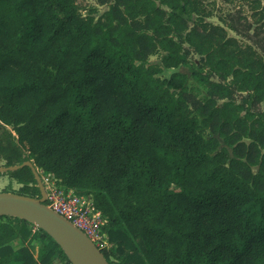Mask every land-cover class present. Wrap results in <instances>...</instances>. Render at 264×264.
Here are the masks:
<instances>
[{
  "label": "trees",
  "instance_id": "1",
  "mask_svg": "<svg viewBox=\"0 0 264 264\" xmlns=\"http://www.w3.org/2000/svg\"><path fill=\"white\" fill-rule=\"evenodd\" d=\"M96 1L102 13L0 0L4 167L32 161L92 197L110 264H264V4L244 0L251 14L220 25L205 0ZM193 56L204 98L185 73L159 76ZM4 173L12 193L41 197L30 167ZM34 228L37 257L16 251ZM0 264L72 263L44 230L1 216Z\"/></svg>",
  "mask_w": 264,
  "mask_h": 264
},
{
  "label": "water",
  "instance_id": "2",
  "mask_svg": "<svg viewBox=\"0 0 264 264\" xmlns=\"http://www.w3.org/2000/svg\"><path fill=\"white\" fill-rule=\"evenodd\" d=\"M28 166L38 183L41 197L31 198L15 193L0 192V217L11 216L26 220L47 232L63 249L72 264H110L84 232L61 215L44 205L45 191L35 165L28 161L20 166L0 167V172Z\"/></svg>",
  "mask_w": 264,
  "mask_h": 264
},
{
  "label": "built area",
  "instance_id": "3",
  "mask_svg": "<svg viewBox=\"0 0 264 264\" xmlns=\"http://www.w3.org/2000/svg\"><path fill=\"white\" fill-rule=\"evenodd\" d=\"M36 170L45 191L44 205L84 232L99 250H109L111 243L106 230L109 219L96 208L93 198L78 195L42 168L36 167Z\"/></svg>",
  "mask_w": 264,
  "mask_h": 264
},
{
  "label": "rangeland",
  "instance_id": "4",
  "mask_svg": "<svg viewBox=\"0 0 264 264\" xmlns=\"http://www.w3.org/2000/svg\"><path fill=\"white\" fill-rule=\"evenodd\" d=\"M264 4V0H261ZM77 3L80 5V7L83 9V12H87L91 8H96L99 13H102L106 7H102L98 5L96 0H77ZM205 3L207 4L208 8H210L213 12V16L210 17V21L214 22L215 24L224 25L220 20L219 16L224 15L225 13L229 12L230 10H233L239 6L243 7V9L246 11L248 15H250V11L244 2V0H205ZM228 32L231 36L237 35L228 29ZM158 59V56H152L150 58L151 61H156ZM198 62V57L193 56L191 57L189 63L183 64L180 67L176 69H166L161 74H159L162 78H169L172 73L174 72H182L187 75V86L190 90L195 92L199 95V97L204 98L207 96V90L204 86H202L193 76H192V64ZM264 109V104H263ZM7 130H11L10 127L3 126L0 128V137L5 135ZM219 149L225 146L223 140L219 138ZM32 162V161H31ZM33 163V162H32ZM5 161L0 159V167H4ZM37 167V166H35ZM21 188V185L14 179H11L7 174L0 172V192H6L11 191V193L14 191H17ZM37 231L34 228V235L30 237L29 240L25 241L24 243H11L12 246L16 251H18L23 246H28L30 250L34 253V255L37 257L39 247L41 245V241L36 237ZM57 263V261H55Z\"/></svg>",
  "mask_w": 264,
  "mask_h": 264
}]
</instances>
